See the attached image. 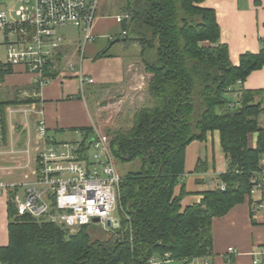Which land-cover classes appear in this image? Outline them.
<instances>
[{
	"label": "trees",
	"instance_id": "16d2710c",
	"mask_svg": "<svg viewBox=\"0 0 264 264\" xmlns=\"http://www.w3.org/2000/svg\"><path fill=\"white\" fill-rule=\"evenodd\" d=\"M203 1L123 0L119 8L132 19L121 23L127 34L116 38L141 46L151 77L149 104L136 109L129 129L112 132L117 161H141L121 181L114 235L95 239L90 225L71 232L55 221L19 218L11 205L1 264H146L167 252L171 259L188 261L212 254L214 218L251 196L252 173L264 155V90L238 83L263 68L264 48L242 54L239 65L233 64L216 12L201 6ZM107 54L105 49L96 57ZM237 90L241 103L232 107L229 93ZM83 130L90 134L92 128ZM216 130L229 160L228 170L219 175L226 187L204 191L201 202L183 208L188 191L182 185L176 195L175 187L185 174L186 148ZM254 132L256 147L248 143ZM205 165L200 160L196 171Z\"/></svg>",
	"mask_w": 264,
	"mask_h": 264
},
{
	"label": "crops",
	"instance_id": "0c3cea01",
	"mask_svg": "<svg viewBox=\"0 0 264 264\" xmlns=\"http://www.w3.org/2000/svg\"><path fill=\"white\" fill-rule=\"evenodd\" d=\"M201 6L215 10L221 29V42L228 44L233 64L239 65L240 56L248 51H262L264 0H204ZM114 36L111 35L110 40ZM111 48L110 44L106 47L108 54L104 57L96 55L87 58L84 55L80 58V49H73L66 44L62 51L66 58L59 57L60 66L55 71V76L48 83L40 85L34 75L22 65L3 73L8 68L5 65L7 51L0 33V52L4 51L5 54L3 57L0 55V119H4L2 123H5L7 137L14 135L16 139H20L16 127L22 124L21 132L27 141L24 147L32 142L35 145L40 109L44 110L50 134L56 138L66 135L71 137L61 139L62 141L79 140L82 135L77 131L85 132L84 128H92L91 133L94 130L100 131L89 109L87 93H92L93 89H88V86L101 85L94 89L97 93H105L98 99L99 105L102 101L111 103L110 98H118V101L113 102L117 105L129 100L135 102L146 91L149 94L147 85L151 74L142 70L133 55L126 57L122 53H112ZM67 60L80 63L84 76L93 77L94 82H82L76 72L68 71ZM59 70H63V73ZM242 86L245 89L264 90V66L254 70ZM31 98L35 100L28 102ZM257 136V132L251 133L248 139L250 146H257ZM185 159V174L175 187L176 195L180 194L182 185L188 191L181 201L183 208L201 202L204 191L221 187L223 183L219 175L229 168V160L220 143L218 130L210 131L205 141L194 140L190 143L186 148ZM200 160L206 162L207 168L196 171ZM260 203L262 207H258ZM9 223L8 204L5 198H1L0 246L9 243ZM212 230L214 246L211 255L191 261L170 259L166 264H198L206 261L210 264H254L255 259H258L256 264H264V195L262 198L259 194L251 195L225 216L214 218ZM230 247H234L236 253H229Z\"/></svg>",
	"mask_w": 264,
	"mask_h": 264
},
{
	"label": "built area",
	"instance_id": "2783aa9c",
	"mask_svg": "<svg viewBox=\"0 0 264 264\" xmlns=\"http://www.w3.org/2000/svg\"><path fill=\"white\" fill-rule=\"evenodd\" d=\"M18 1L17 10L0 2V33L7 51L5 65L10 69L25 66L43 85L53 79L54 72L59 69L60 55L66 58L62 51L67 44V35L62 28L78 29L83 42V47L79 48L80 58L84 56L85 46L95 40L93 28L101 0ZM115 19L122 23L132 18L120 13ZM121 33L127 34L126 30ZM66 67L76 72L82 82H94L93 77L84 76L80 63L67 60ZM238 83L243 84L241 80ZM229 97L231 106L236 107L241 103L242 91H230ZM37 121L36 144H28L23 149L27 155L23 177L9 181L0 175V199L5 198L8 208L12 205L19 218L27 215L38 221H55L71 232L83 225L97 223L105 228L116 227V219L119 226L123 176L117 168L109 135L98 130L90 134L79 130L80 140L62 141L49 133L43 109L38 111ZM7 141V131L0 119V154ZM251 185V195L259 194L262 198L264 155L253 170ZM225 187V184L221 185L222 189ZM262 206V203L258 204V207ZM108 221H111V227ZM228 252L236 253V249L230 247ZM170 256V252L155 255L146 264H166ZM256 263L258 259H255Z\"/></svg>",
	"mask_w": 264,
	"mask_h": 264
},
{
	"label": "rangeland",
	"instance_id": "374dc122",
	"mask_svg": "<svg viewBox=\"0 0 264 264\" xmlns=\"http://www.w3.org/2000/svg\"><path fill=\"white\" fill-rule=\"evenodd\" d=\"M0 2L6 3V5L13 10H17L20 5L18 0H0ZM122 2L123 0L100 1V8L96 18L97 20L93 28V34H95L97 38L94 41H90V43L85 46L84 55H86L87 58H91L92 56L95 57L98 52L104 51L106 47L109 46L110 42L115 40L114 37L121 34L122 25L120 22H117L115 16L121 13L119 8ZM62 30L66 33V42L71 48L76 49L83 47V42L81 41L77 28L67 26L62 28ZM111 35H115L112 40H110ZM111 47L112 48L110 51L112 53H122L126 57L130 56V54L133 55L134 58L139 61L138 65L141 66L142 70L145 69V65L142 63L140 56L141 46L137 42L128 44L126 42L119 41L112 44ZM0 55H2V57L5 56L4 51L0 52ZM99 87H101V85H92L87 87L88 89H93L92 93L90 91L87 93L88 105L92 117L96 119V124L100 130V133L109 135L111 139L112 132H114V130L122 128L129 129L132 126L134 120L133 116L136 109L149 104V94L146 91L145 95L143 96L142 94V96L135 100V102H131L129 100L122 103L121 105L113 103L114 101H118V98H110L109 101L111 103H107L106 106H101L98 103V99L103 97L105 93H97L94 91V89ZM260 123L261 125H264V113H262L260 117ZM22 126L23 125L21 124L16 127V133H18L17 136H19L20 139H16V137L13 135V137L8 138L5 146L1 147L3 152L0 154V175L9 181L18 180L20 177H23L25 171L24 164L27 160V155L23 149L27 141L26 136L23 135V132H21ZM109 131L111 133H109ZM65 138L70 139L71 137L68 135L65 137L57 136L58 140ZM31 145L34 146L33 142ZM115 162L121 176L123 177L128 171H136L141 167V161H139V159L133 162L121 163L115 158ZM115 214H117V212ZM90 228V233L93 234L95 239H109L112 237V235H114V227L105 228L102 224L97 223L92 224Z\"/></svg>",
	"mask_w": 264,
	"mask_h": 264
},
{
	"label": "water",
	"instance_id": "95a60500",
	"mask_svg": "<svg viewBox=\"0 0 264 264\" xmlns=\"http://www.w3.org/2000/svg\"><path fill=\"white\" fill-rule=\"evenodd\" d=\"M119 41H120V38H117V39L113 40V41L110 43V46H111L112 44H114V43L119 42ZM106 104H107L106 101H102V103H101V105H103V106H106ZM97 221H98V219H97ZM114 222H115V225H116V227H117V226H118V222H119V220L116 219ZM108 226L111 227V221H108Z\"/></svg>",
	"mask_w": 264,
	"mask_h": 264
}]
</instances>
